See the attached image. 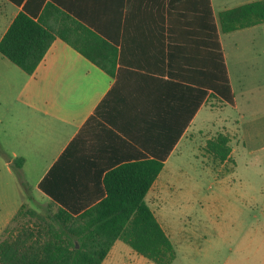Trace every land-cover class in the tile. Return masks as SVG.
I'll return each mask as SVG.
<instances>
[{"label":"crops","instance_id":"obj_1","mask_svg":"<svg viewBox=\"0 0 264 264\" xmlns=\"http://www.w3.org/2000/svg\"><path fill=\"white\" fill-rule=\"evenodd\" d=\"M51 1L0 0V41L26 4L38 17ZM55 1L74 17L77 28L69 40L56 37L33 74L0 52V236L23 203L39 207L51 199L40 182L73 141L54 178L63 184L66 198L96 201L107 196L110 170L165 151L185 125L147 199L175 152L189 143L202 112L226 103L210 91L185 124L196 102L190 88L200 84L185 80L181 67L175 70V53L199 46L211 33L205 1L191 0L180 16H175V2L181 0ZM209 4L226 60L224 34L260 24L224 33L218 15L232 7H217L215 0ZM70 40L106 62L112 72ZM230 82L233 89L231 77ZM17 157L24 158L19 171L31 186L30 198L12 164Z\"/></svg>","mask_w":264,"mask_h":264},{"label":"trees","instance_id":"obj_2","mask_svg":"<svg viewBox=\"0 0 264 264\" xmlns=\"http://www.w3.org/2000/svg\"><path fill=\"white\" fill-rule=\"evenodd\" d=\"M190 1L175 2V16L189 9ZM203 1L207 5L206 14L209 11L211 16V33L205 40L198 41L199 46L187 47L182 54L175 53V70L181 67L185 80L200 84L190 88L196 102L185 124L190 122L210 91L235 104L213 8L210 0ZM56 4L55 0L49 2L38 17L26 4L0 41V52L27 74L35 72L57 36L69 40L68 34L76 31L74 17ZM218 19L224 33L264 23V0L222 10ZM71 24L76 25L74 30L69 29ZM76 47L112 72L106 62L86 49ZM184 129L185 125L165 151L153 152L152 158L110 170L105 178L107 196L96 201L66 198L63 184L54 178L56 169L72 151L76 143L73 141L40 182V188L51 199L39 207L23 203L3 230L0 264H102L117 240L156 264H172L177 255L176 248L147 203L146 195ZM208 149L218 160L227 161L232 153L230 137L220 133L208 141ZM23 163V157L12 161L19 179ZM20 182L30 198L31 186L22 178ZM70 185L74 190L76 186Z\"/></svg>","mask_w":264,"mask_h":264},{"label":"rangeland","instance_id":"obj_3","mask_svg":"<svg viewBox=\"0 0 264 264\" xmlns=\"http://www.w3.org/2000/svg\"><path fill=\"white\" fill-rule=\"evenodd\" d=\"M223 44L235 104L202 112L146 199L176 248L172 264H264V23L224 34ZM220 133L232 148L224 162L208 149ZM106 261L156 264L121 240Z\"/></svg>","mask_w":264,"mask_h":264}]
</instances>
